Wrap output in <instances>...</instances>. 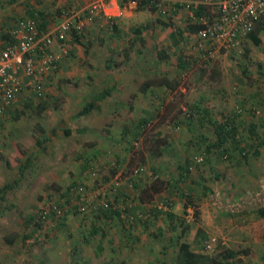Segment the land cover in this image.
Returning a JSON list of instances; mask_svg holds the SVG:
<instances>
[{"label":"rangeland","instance_id":"1","mask_svg":"<svg viewBox=\"0 0 264 264\" xmlns=\"http://www.w3.org/2000/svg\"><path fill=\"white\" fill-rule=\"evenodd\" d=\"M30 1L0 0V30L7 19L23 15ZM69 4L49 11L50 28L59 25ZM176 10L166 16L145 10L141 19L119 24L120 33L100 21L87 26L91 31L85 28L81 44L72 35L69 45H77H70L71 56L49 82L46 99H33L18 120L0 125V264H179L182 221L190 228L183 241L194 251L204 253L197 237L202 230L207 240H217L215 253H239L228 264H264V221H258L264 211V148L255 158L249 133L254 123L264 139V32L260 45L245 39L239 50L219 51L206 61L210 44L197 33L174 43L175 29L164 22L185 29L189 15ZM138 27H146L140 36ZM181 56L189 67L179 66ZM164 78L176 89L159 85ZM148 82L151 88L143 91ZM104 91L109 95L100 100ZM96 100V108L80 117ZM234 115L238 136L226 142L223 157L215 147L216 125ZM38 126L50 138L45 148L38 145ZM201 156L205 161L196 164ZM91 165L103 185L121 177L110 197V219L75 211L77 198L67 193L88 180L85 166ZM138 168L144 172L133 178L135 191L128 179ZM97 190L88 189L95 204ZM189 190L192 199L185 197ZM52 194L64 208L55 227L37 220ZM138 210L146 212L144 222L120 219ZM169 213L177 218L170 220Z\"/></svg>","mask_w":264,"mask_h":264},{"label":"built area","instance_id":"2","mask_svg":"<svg viewBox=\"0 0 264 264\" xmlns=\"http://www.w3.org/2000/svg\"><path fill=\"white\" fill-rule=\"evenodd\" d=\"M119 1L92 0L83 11L71 10L65 14L62 22L51 31H43L38 18L18 21L11 31L13 42L0 49V120L15 108H22L20 104L23 97L28 95L40 100L47 96L46 84L63 61L70 57V36L74 32L80 34L98 15L104 14L109 19L119 17L122 7L135 11L142 1L152 4L161 16L177 12L176 8L181 7L189 13L187 26L203 25L197 36L210 44L204 54L206 61H210L216 52L239 50L255 23L264 20V0H180L178 3L175 0H129L124 6ZM200 8H204L206 13L197 17L194 11ZM57 43L60 51L58 54L53 51ZM204 161L203 156L195 160L200 165ZM143 172V168H138L132 173V181L128 179L131 187L134 184L133 178L141 176ZM86 175L91 184L81 181L69 189L71 200L77 198L73 206L75 211L83 215L96 213L101 216L112 212L115 207L110 197L116 195L120 188V175L105 185L99 182L96 169H88ZM90 185L98 188L97 197L100 202L97 204L89 198ZM65 200V203L70 202L69 199ZM63 210L62 201L52 194L43 201L37 220L43 224L50 221L56 223L63 219ZM205 244L206 250L213 252L217 240L210 239Z\"/></svg>","mask_w":264,"mask_h":264},{"label":"trees","instance_id":"3","mask_svg":"<svg viewBox=\"0 0 264 264\" xmlns=\"http://www.w3.org/2000/svg\"><path fill=\"white\" fill-rule=\"evenodd\" d=\"M143 9H149L152 12H156L155 7L152 6V4H150L149 2H146V1H142L140 3L139 10H143ZM205 13H206V10L204 8H200V9L194 11V14L197 17L204 16ZM174 14H176V12ZM32 16H33V14H32ZM164 26L165 27H173V28L176 29L175 30V34H173V37H174V40H175L174 41L175 44H178V42L180 40L182 42H184V40H186V37H185L186 33H189V34L197 33L198 34V32L203 28V25H200V24H196V25L189 24L185 29H179V28L174 27V25L172 23H166V22H164ZM11 28H12V26H9V25L5 24V26L0 30L1 31L0 32V40L3 41V44L0 46V49L5 48L8 43H12L13 42L12 41V36H11V31H12ZM144 28H146V27H144ZM144 28L143 27H139V28H137L135 30V33L137 34V36L141 35V33H142ZM263 32H264V20H259V21H257L255 23L254 28L250 32V34L247 35L246 40L251 42L252 44L258 46L262 42L261 34ZM74 37H75L76 43L81 44L80 42H81L82 35L74 32ZM139 40H141V42H144V40H142V39H139ZM248 54H249V51L246 49V53H245L244 56H247ZM159 58L161 60L166 59L167 58L166 53L164 51H161L159 53ZM189 64H191V63H189V61H186L185 58H182V56L179 57V66L181 65L183 68H187V67H189ZM54 75L52 76V78L49 79V82L53 79ZM49 82L46 84V90L48 88ZM152 84L153 83H151V82L146 83L143 86L142 90L143 91H147L148 89L151 88ZM158 84L161 85V86H166V87L170 88L171 90L176 89V87L174 86L175 85L174 81L168 80L166 78L159 80ZM108 95H109V93L105 92L100 97V100L101 99H105ZM33 99L35 100L34 97H31L30 99L25 101V103H23V107L22 108H15L14 110H12L8 114V116L3 118L2 120H6L8 118H11V119L13 118L14 120H18L22 116V114H24V111L26 109H29L32 106ZM45 99H46V97L43 98V99H40V101H43ZM97 102H98V100L90 102L79 113V116L80 117L85 116V115L89 114L91 111H93L96 108V106H97ZM39 108L43 110L44 109V104H41L39 106ZM237 118L238 117L236 115H234L233 117H230V119H227L224 122L219 123L218 125H216V132H217V135H218V140H217V143L215 144V147H217L220 150L221 155L223 157L224 156L228 157V150L225 148L226 147V142H228L230 139L231 140H233V139L235 140V138H237V136H238V134H237V130L238 129H237L236 125H235V122H236ZM38 131L40 132V135H41V138L40 137L38 138V145L41 146L42 148H45V145L50 142V138L47 136L46 131L41 126H38ZM249 133L251 135L250 140L253 143V148L251 149V152H253V155H254L255 158H259L261 156V150L264 148V139H262L258 135L257 126L254 123H252V125L250 126ZM210 148L211 147L207 146L208 151L210 150ZM239 151L242 153V155L244 157H248L246 155V151L244 152L243 149H240ZM186 172L189 173V170L186 169ZM21 175H22V171H21ZM134 181L135 180L133 179V182ZM11 187L12 186H10V187L7 186L5 188L6 189H10ZM134 187H135V189L139 188V187H137V185L134 186ZM67 193H69V189L67 190ZM185 197L188 198V199H192L191 198L192 197L191 190L187 191ZM188 208H190V206L187 205L186 209H188ZM155 212L158 215L162 214L159 211H155ZM259 213H261V215L264 216V211H260ZM110 215H111V212H106L104 214V217L107 218V219H110ZM118 215H119V213H118ZM195 215L198 216V212H196ZM167 216L172 221L177 218L176 216H174V215H172L170 213L167 214ZM184 225H185V222L182 221L181 222V235L177 239L178 240L177 242H178V245H179V253H178L177 261H178L179 264H228L230 261L234 260L237 257V255H239V253H236L234 251L227 250V249H225L223 252L217 254V253H215L216 252V247H215L213 253L210 252V251H207L205 243L208 240H207L206 233L204 231H202V230L198 231L197 237H198L199 240H203L202 246H203V249H204V253L194 251L192 249V246L188 242L183 241L184 237L186 236V234L188 233V231L190 229L187 225H185V226ZM96 233H98V232L97 231L94 232V234H96ZM6 242H7V244L9 246L13 245V243H14L12 238H7Z\"/></svg>","mask_w":264,"mask_h":264},{"label":"crops","instance_id":"4","mask_svg":"<svg viewBox=\"0 0 264 264\" xmlns=\"http://www.w3.org/2000/svg\"><path fill=\"white\" fill-rule=\"evenodd\" d=\"M40 1H42V3H40V4H36L37 3V1H35V0H31L29 3H26V6H25V8H26V10H25V12H24V14L23 15H21L19 18H17L16 20H14L12 23L11 22H9L8 21V19H7V22L5 23V24H7V25H9V26H12V30L14 29V27L16 26V24H17V22L18 21H20V20H22V19H27V18H38V20H39V24H40V28L43 30V31H51V30H53L54 28H50V13H49V11H52L54 8H58V6H60L61 4V6H66V4H68V3H70L69 5H70V7L66 10V12H64L63 13V15H65V14H67L69 11H71V10H73V11H83L85 8H87L88 6H89V4L92 2V0H60L59 1V3L58 4H49V1L50 0H40ZM43 7H44V9H43ZM48 8H50L49 10H47ZM145 10H149V9H143V10H137V11H131V10H129V9H127V8H124V7H122V9H121V11H120V16L119 17H115V18H112V19H109V18H107L104 14H101V15H98L97 17H95L94 18V20L92 21V22H90L89 24H87L86 25V27L88 26V27H90L91 25H94V26H96L97 25V23H99L100 21L102 22V24H100V26L101 27H103V25H105L106 26V30L108 31H111V30H113L114 29V31L115 32H118V33H120V27H119V24H121V23H126V22H128L129 20H131L132 18L133 19H136L137 20V18H139V19H141V16H143V15H145L147 12L145 11ZM65 11V10H64ZM151 13H154V14H156V12H152L151 10H149ZM32 14H33V16H32ZM39 14V15H38ZM46 17V18H45ZM183 18V17H182ZM64 19V18H63ZM62 19V20H63ZM62 20H61V22H62ZM121 20V21H120ZM183 20H184V23H185V25H186V27H187V22L185 21V19L183 18ZM43 28H42V27ZM85 27V28H86ZM87 27V29H88V31H91V30H93L94 29V27H92V28H88ZM139 28V27H138ZM86 29V30H87ZM85 30V29H84ZM83 30V31H84ZM86 30L83 32V34L86 32ZM81 32V33H82ZM80 33V34H81ZM72 35H74V33L72 34ZM71 35V36H72ZM82 35V34H81ZM188 35L190 36L191 34H189L188 33ZM70 36V37H71ZM74 36H72V38H73ZM71 40V39H70ZM3 44V41H1L0 40V46ZM72 44V47H74V46H76L77 44L75 43H73V42H70V45ZM53 51H55L57 54L58 53H60V51H59V45H58V43L55 45V47L53 48ZM70 56H71V54H70ZM68 59V58H67ZM61 67V66H60ZM61 68H59V70H60ZM58 70V71H59ZM57 71V72H58ZM26 80H28V79H26ZM110 91V90H109ZM109 91H104L102 94H104L105 92H108L109 93ZM29 98H31V97H29V96H25V97H23V100H22V103L20 104V106H22L23 105V103L25 102V101H27ZM92 102V101H91ZM3 123H4V120H0V125H3ZM103 140V139H102ZM86 168H87V170L88 169H96V167L95 166H93V165H91V166H85ZM84 166L82 167V169L83 168H85ZM86 170V171H87ZM97 170V169H96ZM82 181H86L87 183H89V184H91V181L90 180H87L86 178H83V180ZM138 186V184L136 183L135 184V181H134V184L132 185V189L133 190H135V191H137L138 189H135V187L134 186ZM129 186H131L130 184H129ZM90 187H91V185H90ZM126 196H127V194H125ZM127 215V216H126ZM120 216V219L122 220L123 218H125L126 217V221H124L126 224H133V222L134 221H138V222H144V220H146L147 219V215H146V212H140L139 210H138V212H136V211H134L133 213H130V212H128V213H126V214H124V215H119ZM260 219L258 220L259 222L260 221H264V216H262V215H260V217H259ZM131 219H133V220H131ZM115 222H117V220H114ZM118 223V222H117ZM128 226V225H127ZM96 231H97V229H96ZM129 232H131V229H130V231H128L127 232V236H128V233ZM126 234V233H125ZM130 236V235H129ZM100 250H102L101 248H100Z\"/></svg>","mask_w":264,"mask_h":264}]
</instances>
